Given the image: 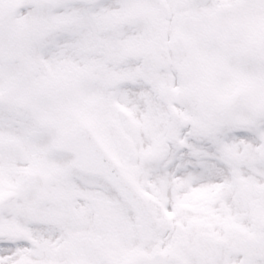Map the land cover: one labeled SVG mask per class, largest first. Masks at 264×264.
Returning a JSON list of instances; mask_svg holds the SVG:
<instances>
[{
	"label": "snow or ice",
	"instance_id": "1",
	"mask_svg": "<svg viewBox=\"0 0 264 264\" xmlns=\"http://www.w3.org/2000/svg\"><path fill=\"white\" fill-rule=\"evenodd\" d=\"M0 264H264V0H0Z\"/></svg>",
	"mask_w": 264,
	"mask_h": 264
}]
</instances>
